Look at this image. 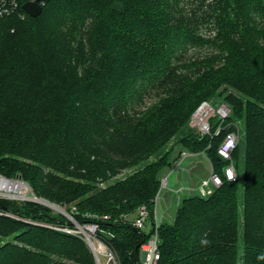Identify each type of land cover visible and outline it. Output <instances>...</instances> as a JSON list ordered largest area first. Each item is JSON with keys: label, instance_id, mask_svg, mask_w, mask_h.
Listing matches in <instances>:
<instances>
[{"label": "trees", "instance_id": "obj_1", "mask_svg": "<svg viewBox=\"0 0 264 264\" xmlns=\"http://www.w3.org/2000/svg\"><path fill=\"white\" fill-rule=\"evenodd\" d=\"M191 48L210 51L184 59ZM211 100L232 112L201 134L191 116ZM237 128L229 181L218 147ZM176 145L223 184L181 195L156 227ZM0 174L98 222L120 264H139L156 230L158 264H264V0H47L37 17L1 19ZM143 205L150 232L132 224ZM0 209L20 217L0 215V264H96L80 236L34 223L73 226L67 215L30 200Z\"/></svg>", "mask_w": 264, "mask_h": 264}, {"label": "built area", "instance_id": "obj_2", "mask_svg": "<svg viewBox=\"0 0 264 264\" xmlns=\"http://www.w3.org/2000/svg\"><path fill=\"white\" fill-rule=\"evenodd\" d=\"M47 0H0V20L9 17V16H18L20 18H25L29 13L24 9V4L27 2H37L39 5L44 7ZM231 107L222 102L217 108L214 107V104L210 101H203L200 106L196 109L191 117V121L194 126L197 127L198 132L201 134H209L211 132V128L213 126V119L219 115L221 119V123L224 122L231 115ZM222 129V125L220 124L217 128L215 134H219ZM240 141L239 130L233 129L226 133L222 143L218 147L219 155L227 162L224 167V175L229 181H235L238 177L236 167L233 159V152ZM208 159V158H207ZM209 162V171L210 175L206 178H203L199 186L197 187L198 193L201 196H208L212 194L218 187L223 184L222 176L214 171L213 164L208 159ZM20 181L30 187L29 183L24 181L22 178H9L5 175L0 174V198L10 199L12 197H16V193L8 190V184L6 181ZM168 184L167 177L162 179V187H165ZM161 189V188H160ZM189 189V187H188ZM183 190V189H182ZM32 191V189H31ZM34 194V193H33ZM35 197L34 196H26L19 197L26 200H30L28 198ZM18 198V197H17ZM161 199L160 191L155 198L156 206H155V218H156V227L159 225L158 216H157V202ZM75 209V207H74ZM0 215H7L15 218H20L16 214H13L7 210L0 209ZM66 215V214H65ZM72 222L73 226L68 224L64 225H52L40 222H34L37 224H44L49 227H53L55 229L65 231L68 233H73L80 236L93 251L94 256L97 261L96 264H120L117 254L114 252L112 248H110L105 241H103L98 232L101 230L98 222L96 221H88L85 223H80L74 219V217L69 214L67 215ZM104 218H107L105 216ZM132 224L141 230H145L146 232H150L152 229V223L150 220L149 210L145 205L141 206L137 212L135 217L133 218ZM141 258L139 264H158V261L161 258L160 253V237L158 235L157 230L152 233L151 237L141 246ZM102 257L106 260L102 261ZM95 259V260H96Z\"/></svg>", "mask_w": 264, "mask_h": 264}, {"label": "rangeland", "instance_id": "obj_3", "mask_svg": "<svg viewBox=\"0 0 264 264\" xmlns=\"http://www.w3.org/2000/svg\"><path fill=\"white\" fill-rule=\"evenodd\" d=\"M203 32H206V31H203ZM209 51L210 49H207V48H201V49L191 48L184 56V59H187L190 57H196V56L200 57V56L205 55ZM162 94H164V90H162L161 88L151 91V93L146 95L145 97V101H144L145 105L147 106L151 104L157 98H159V96H161ZM210 102L214 104L215 108H217L222 103L219 101V103L215 104L214 100H211ZM219 121H220V117L218 115L214 118V123L216 124ZM190 124L195 128V131L198 132L197 127L194 126L191 120H190ZM172 158H174L173 165L171 166V168L166 167L162 173L163 175L162 179L167 177L168 184L165 187H162V180H161V189H160L161 199L157 202V205H158L157 216L159 218L158 222L173 221L175 219L179 197L181 195L188 194V193H194V194L198 193L199 191L197 187L199 186L200 181L203 178H206L210 175L209 162H208L207 157L203 153H193L187 150L186 148L182 147L181 145H176ZM123 174H124V171H122L115 178L122 177ZM104 183L105 182H103L102 185H104ZM15 193L19 194L20 196H25V195L34 196L33 192L31 191L29 187H27V190L24 192L15 191ZM4 199H7V198H4ZM10 200L16 203H22L23 201H26V199L19 198V197L17 198V196L10 198ZM30 201H34V200H30ZM34 202H37V201H34ZM58 205L62 207L63 209H65L64 206H61L60 204ZM46 206L49 207L54 213L60 212L58 211V209H55L48 205ZM53 206L56 207L55 205ZM131 217H134V215H132ZM105 260L106 259L102 257V261L105 262Z\"/></svg>", "mask_w": 264, "mask_h": 264}, {"label": "water", "instance_id": "obj_4", "mask_svg": "<svg viewBox=\"0 0 264 264\" xmlns=\"http://www.w3.org/2000/svg\"><path fill=\"white\" fill-rule=\"evenodd\" d=\"M24 9L32 17H37L43 12V7L41 5H39L37 2H27V3H25L24 4ZM28 199L43 203L45 205H48V206L53 207L55 209H58V211H60L63 214L69 215V213L65 209L60 207L58 204L53 203V202H51L49 200H46L44 198H40V197L35 196V197H30ZM53 205H56V207H54ZM95 259H96V257H95ZM96 261H97V259H96Z\"/></svg>", "mask_w": 264, "mask_h": 264}, {"label": "bare ground", "instance_id": "obj_5", "mask_svg": "<svg viewBox=\"0 0 264 264\" xmlns=\"http://www.w3.org/2000/svg\"><path fill=\"white\" fill-rule=\"evenodd\" d=\"M6 183L8 184V186H7L8 190H11V191H14V192L15 191H22V192H24V191L27 190V186L23 182H20V181H9L8 180V181H6ZM16 196L17 197H26V195L25 196H20L17 193H16Z\"/></svg>", "mask_w": 264, "mask_h": 264}, {"label": "clouds", "instance_id": "obj_6", "mask_svg": "<svg viewBox=\"0 0 264 264\" xmlns=\"http://www.w3.org/2000/svg\"><path fill=\"white\" fill-rule=\"evenodd\" d=\"M210 244V241L206 240V239H202L201 240V245L202 246H208ZM258 259H264V255L258 256Z\"/></svg>", "mask_w": 264, "mask_h": 264}, {"label": "crops", "instance_id": "obj_7", "mask_svg": "<svg viewBox=\"0 0 264 264\" xmlns=\"http://www.w3.org/2000/svg\"><path fill=\"white\" fill-rule=\"evenodd\" d=\"M164 199V198H163ZM161 220V219H160Z\"/></svg>", "mask_w": 264, "mask_h": 264}]
</instances>
